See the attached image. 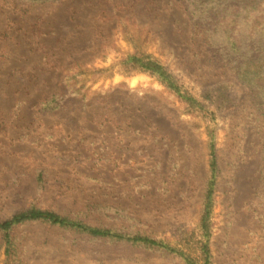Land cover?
I'll use <instances>...</instances> for the list:
<instances>
[{
	"label": "rangeland",
	"instance_id": "obj_1",
	"mask_svg": "<svg viewBox=\"0 0 264 264\" xmlns=\"http://www.w3.org/2000/svg\"><path fill=\"white\" fill-rule=\"evenodd\" d=\"M111 1L0 0V217L30 206L75 211L91 193L125 208L122 216L111 212L102 219L109 226L134 213L153 237L179 246L190 236L186 232L200 235L208 127L218 159L211 264H264L263 128L255 121L251 91L220 62L208 60L187 23L180 34L179 23L171 22L184 18L174 5L171 22L159 23L165 18L160 10L156 19L143 11L128 21L129 33L123 22L110 19L113 40L94 55L88 48L101 41L98 28L108 27L100 7L109 8ZM148 1L159 7L166 2L139 0ZM150 30H160L170 44ZM132 34L203 109L190 108L148 72L122 68L120 59L133 51ZM81 57L87 62L77 67L73 61ZM66 65H72L70 72ZM78 71L84 101L55 112L35 105L61 90L64 74ZM44 163L50 176L38 188L32 171ZM16 235L26 264H186L176 252L96 239L44 222L21 224Z\"/></svg>",
	"mask_w": 264,
	"mask_h": 264
},
{
	"label": "trees",
	"instance_id": "obj_2",
	"mask_svg": "<svg viewBox=\"0 0 264 264\" xmlns=\"http://www.w3.org/2000/svg\"><path fill=\"white\" fill-rule=\"evenodd\" d=\"M20 2L40 3L44 1L58 0H16ZM139 0H114L109 8L100 7L101 15L105 17L108 27H99L101 41L94 49V55L101 54L113 40V25L107 22L117 18L128 28V21H136L143 11L153 15L156 19L164 13V19L159 23H169L170 10L173 5L177 7L184 18H174L171 23L178 24L177 29L182 35L188 24L190 37H197L208 53V60L220 62L221 65L232 73L242 84L251 91V100L254 105L255 121H260L263 128L261 135V147L259 149L260 176L264 182V0H166L159 5H150V1L140 3ZM147 23V22H146ZM172 24V25H173ZM148 25V23H147ZM155 36L162 38V32L150 30ZM137 35H131L133 51L123 56L119 64L127 72L144 71L153 75L168 90L174 92L181 101L196 109H203L201 101L180 84L177 77L152 53L145 50L142 43H138ZM163 41L170 44L167 40ZM73 58L72 55H69ZM84 58V57H83ZM81 58L74 59L77 67L87 62ZM63 65H60V68ZM72 66V65H71ZM66 65L64 69L71 67ZM102 70V69H99ZM82 71L64 74L60 89L50 96L36 101L35 105L41 110L55 112L67 108L68 103L77 100L84 101L87 98L85 81H81ZM85 88V89H84ZM81 97V99H79ZM208 139L206 141L208 155V179L203 192V200L200 208L198 229L199 238L194 229L186 232L183 240H179V246H172L168 242L153 237L150 229L134 213H127L126 221H121L117 227L109 226L102 219L109 218L110 213L118 216L124 215L125 208L120 205L109 204L108 200L94 199V195L86 193L78 210L55 211L51 208H37L30 206L14 212L10 216L0 217V249L3 248V258L0 264H26L20 244L16 238V229L19 225L30 222H44L92 236L96 239H104L110 242H126L132 245H142L148 248H160L172 253H179L186 264H211L210 237H211V213L213 197L218 180V159L215 134L213 129L206 128ZM77 157L72 158L74 161ZM45 164V163H44ZM47 165L34 167L32 174L38 188H43L50 176ZM101 175V174H99ZM95 181H103L97 177H91ZM192 238V239H191ZM198 244V247H193ZM184 249L189 250L185 252ZM199 249V250H198ZM198 252L195 255V252Z\"/></svg>",
	"mask_w": 264,
	"mask_h": 264
}]
</instances>
